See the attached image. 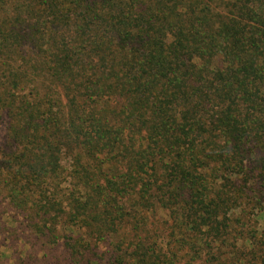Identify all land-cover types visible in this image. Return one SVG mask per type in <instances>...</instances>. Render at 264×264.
Returning a JSON list of instances; mask_svg holds the SVG:
<instances>
[{
	"label": "trees",
	"instance_id": "1",
	"mask_svg": "<svg viewBox=\"0 0 264 264\" xmlns=\"http://www.w3.org/2000/svg\"><path fill=\"white\" fill-rule=\"evenodd\" d=\"M0 128V264H264V0H0Z\"/></svg>",
	"mask_w": 264,
	"mask_h": 264
},
{
	"label": "rangeland",
	"instance_id": "2",
	"mask_svg": "<svg viewBox=\"0 0 264 264\" xmlns=\"http://www.w3.org/2000/svg\"><path fill=\"white\" fill-rule=\"evenodd\" d=\"M4 129L0 128V134H3ZM257 229H258V233H264V213L260 214L257 217ZM9 243V247L8 249H5L4 251V260H3V264H13L12 260L15 259L16 256H22L24 255L23 253H25L28 250V245H26V243L22 242V241H11L8 242ZM40 250H38L37 253H34L32 251L31 255L34 257H41V253H39ZM9 254V255H8ZM12 255V256H11ZM7 256V257H6ZM6 257V258H5ZM12 257V258H9Z\"/></svg>",
	"mask_w": 264,
	"mask_h": 264
}]
</instances>
